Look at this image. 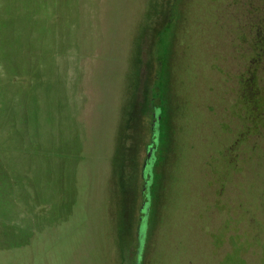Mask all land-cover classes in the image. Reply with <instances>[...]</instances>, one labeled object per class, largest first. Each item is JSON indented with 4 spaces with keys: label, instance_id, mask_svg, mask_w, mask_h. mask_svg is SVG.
Wrapping results in <instances>:
<instances>
[{
    "label": "rangeland",
    "instance_id": "1",
    "mask_svg": "<svg viewBox=\"0 0 264 264\" xmlns=\"http://www.w3.org/2000/svg\"><path fill=\"white\" fill-rule=\"evenodd\" d=\"M0 1V264H264V0Z\"/></svg>",
    "mask_w": 264,
    "mask_h": 264
},
{
    "label": "trees",
    "instance_id": "2",
    "mask_svg": "<svg viewBox=\"0 0 264 264\" xmlns=\"http://www.w3.org/2000/svg\"><path fill=\"white\" fill-rule=\"evenodd\" d=\"M4 5V7L2 6ZM3 12H7V15L11 17V8L8 4H2L0 1V19L3 15ZM264 27V26H263ZM258 32L257 41L255 44V49L257 52V57L255 58V63L257 65L262 66L264 63V28ZM2 32V36H5L8 39L11 35V30L7 28H2L0 26V34ZM248 77V78H247ZM243 83V97L246 101L247 105L251 106V114L254 113V118H251L250 113L247 116L248 120L251 121L252 124H256V126L264 127V84L261 81H257L254 76H247ZM148 186L145 185L144 188ZM146 220V219H145ZM142 225L144 224V218L142 219ZM141 234V233H140ZM139 234V235H140ZM135 264H143L142 250H138L136 254Z\"/></svg>",
    "mask_w": 264,
    "mask_h": 264
},
{
    "label": "water",
    "instance_id": "3",
    "mask_svg": "<svg viewBox=\"0 0 264 264\" xmlns=\"http://www.w3.org/2000/svg\"><path fill=\"white\" fill-rule=\"evenodd\" d=\"M148 163H149V160H146V162H145V164H144V169H146ZM144 172H146V171H144ZM144 177H145V174H144ZM146 207H147V205H145V208H146ZM146 212H147V211H146ZM145 218H147V215L145 216ZM143 233H144V232L142 231L141 234H140V237H143V236H144ZM139 250H142V249L139 248Z\"/></svg>",
    "mask_w": 264,
    "mask_h": 264
},
{
    "label": "flooded vegetation",
    "instance_id": "4",
    "mask_svg": "<svg viewBox=\"0 0 264 264\" xmlns=\"http://www.w3.org/2000/svg\"><path fill=\"white\" fill-rule=\"evenodd\" d=\"M150 156H151V153L149 154V156L147 157V159H146V160H149ZM145 162H146V161H145ZM148 165H149V163H148Z\"/></svg>",
    "mask_w": 264,
    "mask_h": 264
}]
</instances>
